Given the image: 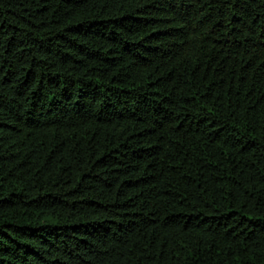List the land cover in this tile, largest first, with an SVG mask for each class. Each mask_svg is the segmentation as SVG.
Here are the masks:
<instances>
[{
    "label": "trees",
    "instance_id": "obj_1",
    "mask_svg": "<svg viewBox=\"0 0 264 264\" xmlns=\"http://www.w3.org/2000/svg\"><path fill=\"white\" fill-rule=\"evenodd\" d=\"M0 264H264V0H0Z\"/></svg>",
    "mask_w": 264,
    "mask_h": 264
}]
</instances>
